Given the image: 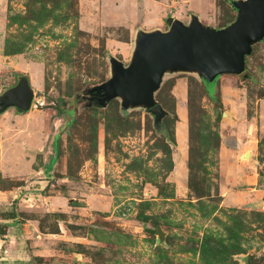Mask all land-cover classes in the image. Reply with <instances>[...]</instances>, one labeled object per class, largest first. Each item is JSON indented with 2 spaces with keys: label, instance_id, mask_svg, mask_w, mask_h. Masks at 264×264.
<instances>
[{
  "label": "rangeland",
  "instance_id": "1",
  "mask_svg": "<svg viewBox=\"0 0 264 264\" xmlns=\"http://www.w3.org/2000/svg\"><path fill=\"white\" fill-rule=\"evenodd\" d=\"M191 12L237 16L229 0H0V94L21 76L35 90L0 114V264H264V42L250 77L223 74L213 94L166 75L159 128L82 98L110 55L128 64L138 28Z\"/></svg>",
  "mask_w": 264,
  "mask_h": 264
},
{
  "label": "water",
  "instance_id": "2",
  "mask_svg": "<svg viewBox=\"0 0 264 264\" xmlns=\"http://www.w3.org/2000/svg\"><path fill=\"white\" fill-rule=\"evenodd\" d=\"M229 3L237 16L225 26L205 24L199 14L191 12L187 22L169 15L165 19L168 29L138 28L128 64L110 55L111 76L89 89L100 95L96 103L106 107L119 98L123 110L143 108L151 112L155 127L159 128L168 111L157 101L156 93L166 75L191 73L210 83L223 74H243L249 78L247 57L255 44L264 42V0H229ZM34 95L29 78L21 76L0 94V114L10 107L29 111ZM156 233L163 241L165 232L161 226ZM240 257L247 262V256Z\"/></svg>",
  "mask_w": 264,
  "mask_h": 264
},
{
  "label": "trees",
  "instance_id": "3",
  "mask_svg": "<svg viewBox=\"0 0 264 264\" xmlns=\"http://www.w3.org/2000/svg\"><path fill=\"white\" fill-rule=\"evenodd\" d=\"M204 81V83L208 86V91H209V93L210 94H213L214 93V88H213V85H214V82H212V83H210V82H208V81H206V80H203ZM169 151H171V150H169ZM192 157H193V148L191 147V151H190V158H191V160L189 161V166H190V168L193 170V163H192ZM207 243L208 242H205V246L207 245ZM207 249V248H206ZM205 249V250H206ZM208 250V249H207Z\"/></svg>",
  "mask_w": 264,
  "mask_h": 264
},
{
  "label": "flooded vegetation",
  "instance_id": "4",
  "mask_svg": "<svg viewBox=\"0 0 264 264\" xmlns=\"http://www.w3.org/2000/svg\"><path fill=\"white\" fill-rule=\"evenodd\" d=\"M242 75V74H241ZM219 76H221V75H219ZM218 76V77H219ZM218 77L215 79V81L218 79ZM214 81V82H215ZM100 97V95L99 94H97V93H88L86 96H82V98L85 100V101H88V104L89 105H93V104H95L96 102H97V99Z\"/></svg>",
  "mask_w": 264,
  "mask_h": 264
},
{
  "label": "crops",
  "instance_id": "5",
  "mask_svg": "<svg viewBox=\"0 0 264 264\" xmlns=\"http://www.w3.org/2000/svg\"><path fill=\"white\" fill-rule=\"evenodd\" d=\"M195 13H197V12H195ZM197 14H199V13H197ZM200 15V14H199ZM201 16V15H200ZM177 17V16H176Z\"/></svg>",
  "mask_w": 264,
  "mask_h": 264
}]
</instances>
